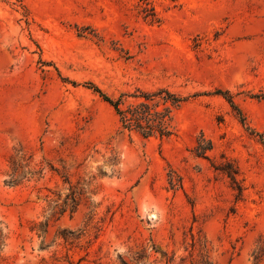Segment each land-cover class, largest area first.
<instances>
[{"label": "rangeland", "instance_id": "obj_1", "mask_svg": "<svg viewBox=\"0 0 264 264\" xmlns=\"http://www.w3.org/2000/svg\"><path fill=\"white\" fill-rule=\"evenodd\" d=\"M93 85L179 94L174 133ZM261 241L264 0H0V264H264Z\"/></svg>", "mask_w": 264, "mask_h": 264}, {"label": "trees", "instance_id": "obj_2", "mask_svg": "<svg viewBox=\"0 0 264 264\" xmlns=\"http://www.w3.org/2000/svg\"><path fill=\"white\" fill-rule=\"evenodd\" d=\"M93 87L102 99L113 107L123 129L137 132L143 138H167L174 133L171 125L173 110L184 101V97L167 87H159L153 91L137 90V93L131 94L121 93L115 99L105 94L97 86L93 85ZM217 91L222 93L220 90ZM128 96L134 99L127 100L126 97ZM225 97L234 105L229 96ZM211 147V141L205 140L201 135L193 150L195 155L206 157V151L210 150ZM228 175L234 180L230 173ZM253 257L257 261L264 258V241L256 246Z\"/></svg>", "mask_w": 264, "mask_h": 264}]
</instances>
